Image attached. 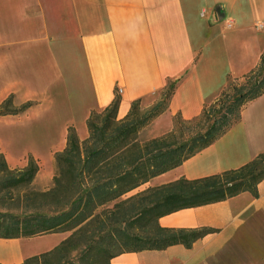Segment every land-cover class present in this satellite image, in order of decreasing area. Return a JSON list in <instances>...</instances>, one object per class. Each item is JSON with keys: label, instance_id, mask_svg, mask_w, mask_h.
Wrapping results in <instances>:
<instances>
[{"label": "crops", "instance_id": "0c3cea01", "mask_svg": "<svg viewBox=\"0 0 264 264\" xmlns=\"http://www.w3.org/2000/svg\"><path fill=\"white\" fill-rule=\"evenodd\" d=\"M262 57L264 0H0V101L13 94L17 104L35 103L21 116L1 118L45 115L43 138L35 128L28 138L9 133L39 157L66 147L70 127L87 136L91 113L104 111L116 95L122 120L135 101L146 111L176 83L167 110L140 132L146 140L167 135L174 117L200 116L229 77L247 75ZM0 149L10 167L16 163L1 143ZM262 153L264 94L223 136L135 192L237 170ZM158 224L206 233L190 248L125 253L111 264H264V179L257 196L244 192L183 208ZM70 235L0 239V264H23Z\"/></svg>", "mask_w": 264, "mask_h": 264}, {"label": "trees", "instance_id": "16d2710c", "mask_svg": "<svg viewBox=\"0 0 264 264\" xmlns=\"http://www.w3.org/2000/svg\"><path fill=\"white\" fill-rule=\"evenodd\" d=\"M263 66L264 57L247 75L229 77L219 97L206 104L200 116L192 120L180 117L183 121H174L172 132L145 143L139 142V133L168 106L165 108L164 101H160L139 116L137 100L130 113L119 120L120 97L116 95L104 111L91 113L87 120L89 135L83 142L75 128L68 129L65 149L55 154L54 188L34 195L59 200L57 204L63 210L0 211V239L71 233L53 250L27 258L23 264H111L113 258L125 253L161 251L177 244L190 248L206 231L165 229L159 226L158 219L244 192L257 196V186L264 179V169L258 170L264 163V153L237 170L194 181L182 179L121 198L180 166L236 125L242 110L264 94V74L260 77ZM175 87L176 83H169L166 88L169 102ZM34 105L27 102L17 107L12 94L0 103V118L21 116ZM184 125L197 127L199 132L186 143L171 142L170 138ZM39 171V162L33 156H29L25 168L12 169L0 151V206L12 200L14 192L32 185ZM110 204L112 208L96 213Z\"/></svg>", "mask_w": 264, "mask_h": 264}, {"label": "rangeland", "instance_id": "374dc122", "mask_svg": "<svg viewBox=\"0 0 264 264\" xmlns=\"http://www.w3.org/2000/svg\"><path fill=\"white\" fill-rule=\"evenodd\" d=\"M263 74H264V66H263V71L260 77H262ZM4 100L0 101V103L3 102ZM160 101H164L165 108L168 106L169 97H168V92L166 90L162 92V94H160V98L158 102ZM15 104L17 107L21 106V104H17V103ZM150 109L144 111L139 107V111H138L139 116L143 115ZM174 121H183V120L177 116V117H174L173 122ZM61 122H59L58 125ZM43 123H46V119H45V115L43 116L42 114L35 115V116L30 115L29 117L19 118L17 120H11V119H5V118L0 119V143L2 144V148L7 150L11 155L14 156V158H16L14 159L16 160V163L11 164V168L21 169L23 167L22 166L23 163H27L29 156H33L39 162V165H40V171L36 177L37 182H35L36 181L35 179L32 185L20 191L14 192L12 195L13 199L7 200L2 206H0V211H3V212L10 211L12 213H22L28 210H32V211L39 212V213H52L54 211L63 210L64 208L63 206L61 207V205H58L57 202L59 200H57L56 202L55 200H53V197L38 198L37 196H34V195L49 192L54 188L55 186L54 177L57 173V167L55 163V154L58 152H62L65 149V147L61 149L51 150L48 153V157H47V152L40 153V157H39L35 153L30 152L32 150L31 149L32 146L30 143H27V141L16 142L14 141V139H11L9 137V133H12L13 136L15 137H17L20 133H22L23 138L33 137V135L31 136V134L28 131H30L31 128H35V131L40 135V138H43L42 136L43 132H42V126H41L43 125ZM149 125H147L146 127H148ZM39 127H41V129ZM197 132H199V128L194 127L192 125H184L181 129V132L180 131L176 132L174 137L170 138V141L177 143V144L186 143L190 140L191 137L196 135ZM39 135L35 137H39ZM77 135L80 141L83 142L85 139L88 138L89 134L84 137L80 136L78 133ZM138 140L140 143H145L149 141V140H146V135L140 136V133L138 135ZM263 169H264V163H262L259 166L258 170L260 171ZM136 190L130 192L125 197L121 198V200L127 199L131 196L138 194L137 192H135ZM28 196L31 197L30 199H28L30 201L26 200V197ZM55 202H56V205H53L55 204ZM26 205H28L27 209H26ZM112 206L113 204H110L106 207H101L97 210L96 213H101L103 210L112 208Z\"/></svg>", "mask_w": 264, "mask_h": 264}]
</instances>
